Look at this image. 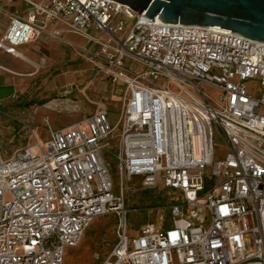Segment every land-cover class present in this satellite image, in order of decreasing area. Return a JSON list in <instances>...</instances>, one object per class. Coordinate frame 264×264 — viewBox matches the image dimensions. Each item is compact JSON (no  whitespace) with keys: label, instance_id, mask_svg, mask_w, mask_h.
<instances>
[{"label":"built area","instance_id":"1","mask_svg":"<svg viewBox=\"0 0 264 264\" xmlns=\"http://www.w3.org/2000/svg\"><path fill=\"white\" fill-rule=\"evenodd\" d=\"M21 1L0 49L17 55L60 24L97 45L89 59L119 90V110L63 128L45 119L43 143L18 121L32 142L0 154V264H64L66 248L109 214L116 239L100 264H264V42L152 21L115 0ZM160 184L170 218L132 234L124 193Z\"/></svg>","mask_w":264,"mask_h":264},{"label":"crops","instance_id":"2","mask_svg":"<svg viewBox=\"0 0 264 264\" xmlns=\"http://www.w3.org/2000/svg\"><path fill=\"white\" fill-rule=\"evenodd\" d=\"M26 10L21 0L0 2V38L12 13ZM56 28H61L59 35L54 34ZM96 48L93 42L53 24L17 46V55L0 49L4 67L0 69V106L12 110L19 116L17 121L32 129L41 126L39 118L44 127L46 119L53 128H63L103 107L111 113L110 105H119V90L89 59Z\"/></svg>","mask_w":264,"mask_h":264},{"label":"rangeland","instance_id":"3","mask_svg":"<svg viewBox=\"0 0 264 264\" xmlns=\"http://www.w3.org/2000/svg\"><path fill=\"white\" fill-rule=\"evenodd\" d=\"M247 86L251 88L253 82H247ZM202 88L211 97H217L218 90L205 86ZM110 110L112 111L110 118L113 120L118 114L119 105H110ZM17 119L19 116L12 110L0 106V154L3 160L11 159L18 149L26 143L32 142L30 132H26V129L20 130L21 127ZM40 119L39 124L41 126L33 127V130L38 141L43 143L48 137V132ZM105 160L112 173L113 191L119 193L121 185L118 165L107 154ZM167 193L168 191L162 184L159 185L158 189H137L135 192L124 193L123 207L127 211V222L132 234L145 223H160V216L163 220L170 218L168 211L161 208L171 198ZM116 222L117 216L115 214L96 218L85 231L80 243L76 247L66 248L64 264H100L102 257L116 239Z\"/></svg>","mask_w":264,"mask_h":264},{"label":"water","instance_id":"4","mask_svg":"<svg viewBox=\"0 0 264 264\" xmlns=\"http://www.w3.org/2000/svg\"><path fill=\"white\" fill-rule=\"evenodd\" d=\"M147 18L182 25L219 26L264 42V0H115Z\"/></svg>","mask_w":264,"mask_h":264}]
</instances>
